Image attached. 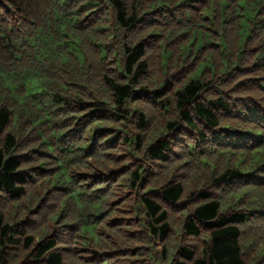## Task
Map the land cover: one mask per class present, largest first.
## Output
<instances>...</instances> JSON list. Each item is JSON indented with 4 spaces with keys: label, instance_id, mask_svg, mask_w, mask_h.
Listing matches in <instances>:
<instances>
[{
    "label": "trees",
    "instance_id": "16d2710c",
    "mask_svg": "<svg viewBox=\"0 0 264 264\" xmlns=\"http://www.w3.org/2000/svg\"><path fill=\"white\" fill-rule=\"evenodd\" d=\"M0 264H264V0H0Z\"/></svg>",
    "mask_w": 264,
    "mask_h": 264
},
{
    "label": "rangeland",
    "instance_id": "374dc122",
    "mask_svg": "<svg viewBox=\"0 0 264 264\" xmlns=\"http://www.w3.org/2000/svg\"><path fill=\"white\" fill-rule=\"evenodd\" d=\"M41 90L39 84H37L35 81H29L26 85V92L27 93H36Z\"/></svg>",
    "mask_w": 264,
    "mask_h": 264
}]
</instances>
